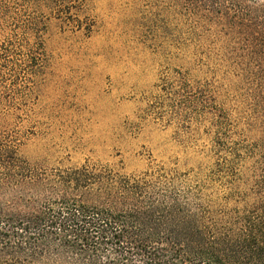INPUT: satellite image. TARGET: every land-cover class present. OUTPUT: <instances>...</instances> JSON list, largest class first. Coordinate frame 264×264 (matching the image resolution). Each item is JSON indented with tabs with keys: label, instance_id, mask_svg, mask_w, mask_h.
I'll use <instances>...</instances> for the list:
<instances>
[{
	"label": "rangeland",
	"instance_id": "rangeland-1",
	"mask_svg": "<svg viewBox=\"0 0 264 264\" xmlns=\"http://www.w3.org/2000/svg\"><path fill=\"white\" fill-rule=\"evenodd\" d=\"M16 8L20 45L39 37L43 49L35 75L16 57L11 90L24 112L1 122L24 159L49 170L160 171L193 185L239 144L253 150L239 164L241 181L209 183L204 194L247 195L229 208L259 197L264 0H20Z\"/></svg>",
	"mask_w": 264,
	"mask_h": 264
},
{
	"label": "trees",
	"instance_id": "trees-1",
	"mask_svg": "<svg viewBox=\"0 0 264 264\" xmlns=\"http://www.w3.org/2000/svg\"><path fill=\"white\" fill-rule=\"evenodd\" d=\"M19 1L0 0V264H264V187L242 208L228 207L245 202L240 189L204 194L209 183L241 181L249 148L229 149L208 182L193 185L160 171L49 170L22 157L18 137L1 122L24 112L11 90L16 57L35 75L43 49L39 37L28 44L27 30L28 45H20Z\"/></svg>",
	"mask_w": 264,
	"mask_h": 264
}]
</instances>
